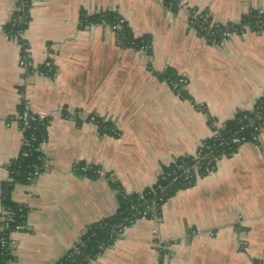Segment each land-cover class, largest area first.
Wrapping results in <instances>:
<instances>
[{"label":"crops","instance_id":"1","mask_svg":"<svg viewBox=\"0 0 264 264\" xmlns=\"http://www.w3.org/2000/svg\"><path fill=\"white\" fill-rule=\"evenodd\" d=\"M19 0H0L1 186L24 143L19 118H48L44 165L32 183L15 184L11 200L26 208L13 233L10 264H58L87 229L119 209L114 181L132 195L153 186L177 158L192 155L215 124L231 120L264 96V33L206 42L185 10L159 0H32L22 39L36 69L18 67L19 44L8 38ZM221 24H238L264 0H179ZM118 13L134 38L148 37L151 54L123 49L113 28H81L80 12ZM171 69L187 81L188 99L160 78ZM91 117L117 135L100 134ZM101 170L95 178L75 167ZM88 264H264V130L221 159L213 174L178 190L158 223L141 219Z\"/></svg>","mask_w":264,"mask_h":264},{"label":"trees","instance_id":"2","mask_svg":"<svg viewBox=\"0 0 264 264\" xmlns=\"http://www.w3.org/2000/svg\"><path fill=\"white\" fill-rule=\"evenodd\" d=\"M31 4L32 0L18 1L17 7L18 5H20V7L23 8V12L21 14H24L27 19L25 20V23L21 22V25H16V27L14 28L15 30L26 29L27 23L29 21L28 12ZM162 4L168 11L176 13L179 9L180 2L179 0H162ZM204 14V12H201L202 17H204ZM19 15L20 12L18 13L15 11L10 22L4 28L5 32H8L11 29L13 20ZM256 17L257 12L251 11L248 15L243 17L238 25L247 24L252 29L254 28V25L256 23ZM261 19L263 18L261 17ZM195 23L196 24L193 29L196 31L198 36L209 39L213 35L215 38L219 39L218 28H214L212 30L213 34L209 36L198 29L200 25H203L201 23V19L197 17ZM99 24L108 26L109 28L117 26L120 27L119 29H114L116 44L120 48L139 51L143 46L142 42H144L149 44V50L146 51V54H151L150 39L146 36L134 38L127 23L121 18L120 15H118V13L113 11H101L93 14H89L85 11L80 12L79 25L81 28ZM230 25L231 24H227L226 28L221 27V29H227V27H230ZM160 78L169 83L170 81H175L177 79V76L171 69H167L163 74L160 75ZM175 93L182 99L190 100V97L187 95L184 88H180V90ZM260 100H264V96H262L258 101ZM29 114L31 113L29 112ZM243 114L244 111H239L231 120L224 122L226 129H233L238 123L237 120ZM95 120L100 134H118L109 122H104L102 119H99L97 117H95ZM48 121V118H45L43 121H39L37 119L29 124V128H26L23 131L24 143L20 149L19 155L8 165L7 170L9 173V181L3 183L1 186V206L2 210L8 213L10 221L8 222V229L1 228L3 222L0 221V241L10 232L14 231V228L17 225H25L26 208L24 206L15 204L10 198V192L12 191L15 184H28L29 182L27 181V177L29 175L37 177L39 172L43 170L42 167L44 165V153L39 148V144L41 142H46V127L48 125ZM19 122L22 128V122ZM208 123L211 129L214 130V122L209 120ZM206 142L209 141L206 140ZM170 167L171 165L164 168L162 172L165 173L170 169ZM86 177L95 178L94 176ZM156 184H160V181L157 180ZM156 184L140 193L126 195L125 193H123L120 185L112 181L111 186L117 193V197L119 200V209L117 210L116 214L111 218L104 219L96 224L91 225L84 233V235L79 239V241L73 246V248L70 249L68 253L58 262V264H88L89 262L93 261L99 254H101L106 248L110 247L113 244V242L119 235L118 231H123L124 228L133 225L136 221L142 218L151 219L154 216V212L150 207V203L152 197H154L153 189ZM183 189L186 188H180L177 186L167 188V190L165 191L163 202L159 203V207L157 210V214H159V216L160 208L163 206V204L178 190ZM147 212H149L150 214L147 215ZM3 217L4 216L2 215L1 219ZM11 251L12 250H8V248L6 247H2L0 242V264H8L9 261H12Z\"/></svg>","mask_w":264,"mask_h":264},{"label":"built area","instance_id":"3","mask_svg":"<svg viewBox=\"0 0 264 264\" xmlns=\"http://www.w3.org/2000/svg\"><path fill=\"white\" fill-rule=\"evenodd\" d=\"M179 6L180 8H183L185 10L188 18V25L192 29L196 24L195 21L197 17L201 19V23L203 24L200 25L198 29H200V31L205 33L206 35L211 36L213 34L212 30L214 28L219 29V39L215 38L213 35L209 39L203 38L206 42L212 44L222 45L223 41L228 37H231L235 34L243 35L248 30L257 33H264V11L260 9L256 11L257 17L255 19L256 23L254 25V28H252L253 30L247 24H231L230 27H227V29H221V27L226 28L227 24H221L213 21L212 18L206 13L204 14V17H202L201 12L197 10L187 8L184 5L180 4ZM22 9L23 8L20 7V5L16 7V12H20V15L13 20L11 29L8 32H5V34L8 38L15 40L21 47L18 57V67L22 71H24L27 75H48L47 72L52 66L51 62L47 60L45 61L41 69H36L29 55L26 43L22 39V32L24 30L14 29L16 25H21V22L25 23V20L27 19L24 14H21L23 12ZM261 17L263 19H261ZM116 28L119 29L120 27H113V30ZM142 43L143 46L139 51L146 53V51L149 50V44L144 42ZM186 83L187 81L185 79L177 76V79L175 81H170L168 84L174 92H178L180 88L183 89L186 86ZM37 119L39 121H43L45 117L25 112L19 118V121L22 122V130L24 131L26 128L28 129L29 124ZM90 122L96 124L95 117H91ZM237 122V125L233 129H226L224 122L218 124L214 123L215 129H211V135L207 139L209 142H206L205 140L199 145L194 154L177 158L171 164V167L168 171H166L165 173H160L157 179L160 181V184H156L157 181L155 182L156 185L153 189L154 197H152L150 203V207L154 212V216L151 218L153 221L158 223V219L160 216L159 214H157V210L159 207V203H162L164 200L165 191L167 190V188L177 186L180 188L188 189L193 187L199 178L213 174L216 169L217 163L221 159L232 157L243 144H253L257 142L259 134L264 130V100H260L258 102L256 101L250 109L244 111V114L237 120ZM44 146L45 142H41L39 144V148L41 150H43ZM74 170L76 173H80L84 176L96 177L98 175H101L100 169L84 165H78ZM34 180L35 176L33 175H29L27 177V181L29 183H32ZM3 216L4 217L0 220L3 222L1 228L8 229V222L10 221L8 213L3 211ZM24 227L25 225H17L14 228V231L10 232L6 237L1 239V246L4 248H8V250H12L14 244L12 240L13 233L23 231ZM121 232V230L118 231L119 234ZM10 263L11 261L8 262V264Z\"/></svg>","mask_w":264,"mask_h":264},{"label":"water","instance_id":"4","mask_svg":"<svg viewBox=\"0 0 264 264\" xmlns=\"http://www.w3.org/2000/svg\"><path fill=\"white\" fill-rule=\"evenodd\" d=\"M147 215H149V212H147Z\"/></svg>","mask_w":264,"mask_h":264}]
</instances>
